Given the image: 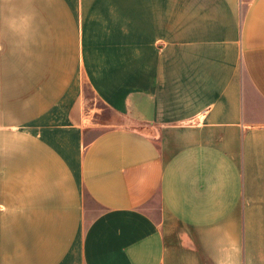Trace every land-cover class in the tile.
Here are the masks:
<instances>
[{
    "label": "crops",
    "instance_id": "crops-1",
    "mask_svg": "<svg viewBox=\"0 0 264 264\" xmlns=\"http://www.w3.org/2000/svg\"><path fill=\"white\" fill-rule=\"evenodd\" d=\"M0 264H264V0H0Z\"/></svg>",
    "mask_w": 264,
    "mask_h": 264
}]
</instances>
